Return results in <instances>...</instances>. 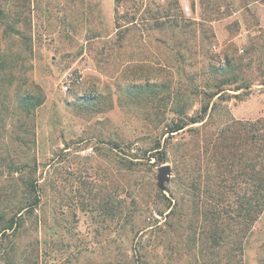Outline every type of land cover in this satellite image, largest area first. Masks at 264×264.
I'll list each match as a JSON object with an SVG mask.
<instances>
[{
    "label": "rangeland",
    "instance_id": "1",
    "mask_svg": "<svg viewBox=\"0 0 264 264\" xmlns=\"http://www.w3.org/2000/svg\"><path fill=\"white\" fill-rule=\"evenodd\" d=\"M167 12L174 26L154 27ZM30 84L43 101L27 111L15 98ZM182 111L203 122L170 137ZM263 131L264 0H0V216L31 204L21 184H36V210L3 238L30 261L39 248V264H115L141 239L150 264H210L199 237L184 255L185 223L163 224L147 254L131 226L175 190L195 221L191 198L202 184L215 192L220 175L252 197ZM243 264H264V212Z\"/></svg>",
    "mask_w": 264,
    "mask_h": 264
},
{
    "label": "trees",
    "instance_id": "2",
    "mask_svg": "<svg viewBox=\"0 0 264 264\" xmlns=\"http://www.w3.org/2000/svg\"><path fill=\"white\" fill-rule=\"evenodd\" d=\"M123 1L125 0H115L118 6ZM146 1L144 0V2ZM175 18L176 15L173 16L167 12L163 15V21L156 20L154 22V27L160 28L166 24L170 28L177 22ZM133 22L134 20L131 18L127 24ZM124 25H120V28ZM176 25L180 28L184 26L179 21ZM19 90L20 92L22 91L21 88ZM38 90V87L30 84L24 88L23 93L16 95L15 100L20 103L19 105L24 110H33L40 106L43 101V96L40 90V94H38ZM19 95L22 97H19ZM206 111L207 108L205 107L203 113L205 114ZM202 117H191L182 111L179 113L177 120H173L168 124L166 134L172 137L174 134L183 132L189 125L203 122ZM260 137L259 142L261 146L257 150L258 169L253 173V176H255L253 196H241L239 194V190L241 189L240 184L235 181V178L232 177L227 182L220 175L215 192H210L208 184H202L201 187L198 186L196 200L192 198L190 200L193 208L188 206V209L191 216L197 217L199 220L196 219L195 221L191 220L190 222H186L187 215H185L186 213L184 211V198L177 193V190L174 193L170 192L169 197L161 194L164 200H155L153 205L151 204L150 213L145 217L143 227L135 228L136 226L132 225L130 229V233L135 232V236H138L144 231V239L148 238L144 240V251H146V254L148 251L145 248L151 246L152 242L158 244L160 241L159 237L162 233L161 229L163 224L173 233L185 223L188 235L184 242H182L184 255H190L191 249L198 243L196 237H199L200 242L202 241L204 243L203 241H206L207 243L202 248H205L211 254L210 264H243V243L247 234L250 232L252 224L264 212V131L260 134ZM153 150H156V153L162 152L164 156L162 158L156 157V162L160 164L164 163L166 155L165 146L163 145L161 147L160 144H157ZM151 158H155L154 154L150 156ZM176 180L178 182L179 176ZM21 186L25 189L32 202L27 207L19 209L18 212L9 214L11 217H5L6 214L0 216L1 225H3L0 229V264H20V261L23 264H33L34 261H36L35 264L40 263L42 253L39 248L31 249L30 253L33 255V259L30 261V259L23 257L24 252L19 251L16 247V242L3 241V238L9 235L6 234L8 231H11L15 235L17 231L21 230L25 223L24 214H31L36 210L40 202V197L37 194L38 187L34 182L27 180ZM244 187L246 192L250 191L249 184L244 183ZM187 188L189 190L194 189L190 183L187 184ZM175 193L177 194L175 195ZM229 194H231V197L228 196ZM251 201H253V204H251ZM156 215L163 221L162 224H160ZM198 233L199 235L197 236ZM142 246L143 242L141 239L135 240L133 247L134 253L131 257L126 253H120L119 250L117 255L120 254L123 257L117 259L115 264H150L148 257H143L140 251Z\"/></svg>",
    "mask_w": 264,
    "mask_h": 264
},
{
    "label": "water",
    "instance_id": "3",
    "mask_svg": "<svg viewBox=\"0 0 264 264\" xmlns=\"http://www.w3.org/2000/svg\"><path fill=\"white\" fill-rule=\"evenodd\" d=\"M171 176V167L168 164H164L157 169V187L164 191L165 183L169 182Z\"/></svg>",
    "mask_w": 264,
    "mask_h": 264
},
{
    "label": "built area",
    "instance_id": "4",
    "mask_svg": "<svg viewBox=\"0 0 264 264\" xmlns=\"http://www.w3.org/2000/svg\"><path fill=\"white\" fill-rule=\"evenodd\" d=\"M69 75L66 77V79L62 82L61 88L63 91L67 92L70 88L71 79H69Z\"/></svg>",
    "mask_w": 264,
    "mask_h": 264
}]
</instances>
